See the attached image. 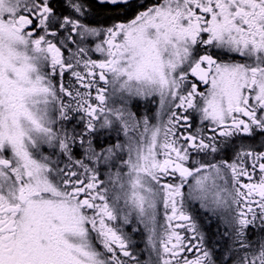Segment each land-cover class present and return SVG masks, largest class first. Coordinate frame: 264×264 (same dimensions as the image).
Instances as JSON below:
<instances>
[{"label":"snow or ice","instance_id":"6c2138e0","mask_svg":"<svg viewBox=\"0 0 264 264\" xmlns=\"http://www.w3.org/2000/svg\"><path fill=\"white\" fill-rule=\"evenodd\" d=\"M0 264H264V0H0Z\"/></svg>","mask_w":264,"mask_h":264}]
</instances>
